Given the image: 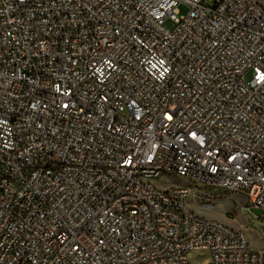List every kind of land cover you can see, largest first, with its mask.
Listing matches in <instances>:
<instances>
[{
  "label": "built area",
  "instance_id": "obj_1",
  "mask_svg": "<svg viewBox=\"0 0 264 264\" xmlns=\"http://www.w3.org/2000/svg\"><path fill=\"white\" fill-rule=\"evenodd\" d=\"M209 189L264 219L262 6L0 0V264H264Z\"/></svg>",
  "mask_w": 264,
  "mask_h": 264
},
{
  "label": "rangeland",
  "instance_id": "obj_2",
  "mask_svg": "<svg viewBox=\"0 0 264 264\" xmlns=\"http://www.w3.org/2000/svg\"><path fill=\"white\" fill-rule=\"evenodd\" d=\"M253 1L264 8V0ZM179 10L181 15H186L189 8L187 5L181 4ZM165 26L172 30L175 28L176 23L171 19H167ZM246 80H250V74L247 75ZM157 184L161 188H166L168 186L185 185L187 181L173 175L161 178ZM207 192L215 198L213 207L204 209L199 205L196 198L191 197L189 204L192 209L199 215L219 220L235 229H247L251 246L258 251L264 250L262 239L264 237V219L252 212V208L246 207V199L240 194L222 193L217 189H209ZM202 255L200 253L191 255L192 262L194 264H206L207 258L200 257Z\"/></svg>",
  "mask_w": 264,
  "mask_h": 264
},
{
  "label": "water",
  "instance_id": "obj_3",
  "mask_svg": "<svg viewBox=\"0 0 264 264\" xmlns=\"http://www.w3.org/2000/svg\"><path fill=\"white\" fill-rule=\"evenodd\" d=\"M252 212H254L257 216H261L262 217V213L258 209L253 208Z\"/></svg>",
  "mask_w": 264,
  "mask_h": 264
}]
</instances>
